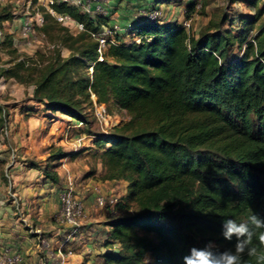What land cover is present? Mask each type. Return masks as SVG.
Wrapping results in <instances>:
<instances>
[{
    "label": "trees",
    "instance_id": "16d2710c",
    "mask_svg": "<svg viewBox=\"0 0 264 264\" xmlns=\"http://www.w3.org/2000/svg\"><path fill=\"white\" fill-rule=\"evenodd\" d=\"M160 1L169 0H155ZM182 1L194 7V0ZM235 2L253 8L231 17V23L243 24L237 33L225 26L227 13L199 33H190L182 21L134 15L122 29L126 34H116L115 44L98 60L91 32L111 22L109 16L59 1L53 4L56 13L84 24L70 54L54 53L36 77L20 69L34 68L41 57L0 68V76L33 83L29 100L72 121L88 122L84 111L92 105L91 94L98 103L113 101L128 115L93 137L103 167L100 180L126 185L112 206L120 213L108 219L107 229L90 226L87 235L105 248L98 254L102 262L88 255L83 264L89 259L183 264L190 248L209 241L217 251L234 247L235 238L222 237L224 220L247 222L252 213L264 218V0H227ZM154 7L147 2L142 8ZM43 16L46 31L47 21L56 18L48 11ZM14 17L10 5L1 7L0 24ZM6 44L13 46L10 35L0 42ZM4 115L0 104V127ZM63 156L69 154L59 148L50 159ZM41 171L58 196L67 185L59 187V174L48 165ZM254 246L264 252L258 237ZM255 259L245 255L242 264Z\"/></svg>",
    "mask_w": 264,
    "mask_h": 264
},
{
    "label": "rangeland",
    "instance_id": "374dc122",
    "mask_svg": "<svg viewBox=\"0 0 264 264\" xmlns=\"http://www.w3.org/2000/svg\"><path fill=\"white\" fill-rule=\"evenodd\" d=\"M152 1L146 0V2ZM196 1L199 6L197 8L195 5L194 7L192 5L190 7L183 6L185 3L182 0L162 1V5H159L160 16L182 21V23L185 18L191 17L192 21L187 29L190 33H199L209 27L211 22L218 23L223 13H227L228 20H226L225 26L237 33L243 24L239 20L231 23V17L237 13L248 14L253 10L245 2L228 5L227 0ZM6 5H10L15 17L12 20L2 21L0 29L4 36L12 37L13 46L0 45V68L12 66L20 59L32 62L41 57V63L32 66L34 68L20 69L23 74L29 73L30 77H36L52 59L54 53H59L61 57L70 54L69 45L76 44L74 39L82 30L78 31L70 23L65 24L54 18L55 21L51 19L47 21L48 27L44 31L42 26L47 19L42 24L36 21V13L43 16L47 11L44 0L40 2L39 0H0V9ZM184 8L187 11H184ZM133 9L129 13L136 15L138 9ZM114 10L116 7L112 9V11ZM92 15L97 16L98 14ZM110 16L116 18V21H110L118 23L122 30L124 25L121 26L119 23V17L113 12ZM21 18L29 19L32 24V33L28 37L21 34ZM13 47L16 49L15 52L11 51ZM87 69L90 73L91 67L89 66ZM32 91V82H21L15 77L0 76V104L5 111L4 124L0 127V175L1 186L4 188L1 192L6 193L7 202L12 203L11 200L15 198L17 203L13 201V204L15 203L17 208L12 206L11 212H15L13 216L25 219L28 224L36 223L39 203H41L40 198L46 195L39 194L38 189L30 190L32 192L28 193V191L22 196L26 201L21 202L22 198H19L14 191L21 183L25 184V181H28V185L31 187H37L39 180H36L38 176L34 171L40 173L41 169L48 165L49 170L58 172L60 188L67 185L68 178L70 179L74 194L81 199L86 211V216L80 220V223H86L90 219L91 223L96 225L107 224L108 219L119 214L120 211L112 207H98L95 202L97 189L100 194L112 195L119 200L125 192L126 182L100 180L103 167L99 160V149L93 143V137L95 134L112 130L115 125L126 121L128 119L126 111L111 100L107 104L98 103L95 96L91 94L92 105L84 111L88 122L82 124L72 121L63 112L50 111L44 108L42 103L29 100ZM59 148L69 156L51 160L50 155ZM25 171H30V173L24 175ZM26 176L28 178H25ZM29 178L30 180H28ZM56 201L57 199L50 200L54 204ZM25 205L27 206L25 207ZM53 209L54 207L48 209L49 212L42 217L44 222L40 224H44L42 234L53 237L51 245L56 247L58 239L51 232L59 225L56 224L50 228V224L56 222ZM25 227L29 228L26 223L22 228L25 229ZM78 240L79 238H76L70 245L72 253L68 255V264H83L86 257L90 255L89 252L84 251L85 246L82 243L80 245ZM96 247L98 248L97 244ZM37 262L33 261L31 264Z\"/></svg>",
    "mask_w": 264,
    "mask_h": 264
},
{
    "label": "built area",
    "instance_id": "2783aa9c",
    "mask_svg": "<svg viewBox=\"0 0 264 264\" xmlns=\"http://www.w3.org/2000/svg\"><path fill=\"white\" fill-rule=\"evenodd\" d=\"M41 0H39L40 2ZM47 11L55 16L59 22L69 24L80 30H84V24L74 17L66 14H58L53 8V4L59 1H65L70 4L77 5L84 12L98 14L102 16L111 15L108 8L109 0H44ZM195 1V7L198 3ZM199 7V6H198ZM184 11H187L184 8ZM161 15L159 6H155L152 9L139 8L136 14V18L145 17L148 20H156ZM36 21L40 24L44 22V17L40 13H36ZM192 21L191 17L185 18L183 25L187 28ZM21 34L24 37H28L32 33V24L29 19L21 18ZM121 28L118 23L108 22L102 24L96 31L91 32L92 37L97 41L98 60H102L104 50L111 44H115V36L120 32ZM4 34L0 29V42L3 40ZM139 41L138 38H135ZM97 192L99 193L98 189ZM59 208L54 213L55 223L59 226L58 231L64 235L61 237L56 247H53L49 240L44 238L41 233H36L38 239V247L42 249L43 255L41 259L35 264H68V255L72 253L69 242L75 237L80 227V220L86 216V211L80 199L74 194L72 183L68 178V184L66 188L62 189L58 193ZM117 201L114 196L104 197L101 194L96 196V204L98 207H112ZM16 205V204H15ZM17 208V205H16ZM0 264H24L23 254L18 250H13L9 246L3 247L0 252ZM87 264H99L97 261L89 259Z\"/></svg>",
    "mask_w": 264,
    "mask_h": 264
},
{
    "label": "crops",
    "instance_id": "0c3cea01",
    "mask_svg": "<svg viewBox=\"0 0 264 264\" xmlns=\"http://www.w3.org/2000/svg\"><path fill=\"white\" fill-rule=\"evenodd\" d=\"M152 2H153V6L162 5L161 1L157 3L155 2V0H153ZM146 4H147L146 0H109L108 8L111 10V12L115 13V15L119 17L120 19L119 23L121 24V26H123V25L130 23V21L134 17L133 13L132 14L129 13L131 9L133 8L139 9V8L146 6ZM114 7H116V10L112 11ZM109 19L112 21H116L115 17L110 16ZM121 33L126 34L124 30H122ZM34 172H36L35 175L38 176L36 180H39V183H37V187H31L28 185V181H25V184H22L20 182L21 184L19 185V187H17L16 191H14L15 193H17L19 198H22L21 202L26 201V199L24 200L22 196L28 191H29L28 193L32 192L30 190L38 189L39 194L46 195L40 198L41 203H39L40 206L38 208L39 209L38 219L36 220V223H34V225L30 223L28 224L25 221V219L23 220L20 218H15L13 216L15 212L14 211L11 212V208L12 206L16 207L15 203L17 202L15 201V198L14 200H11L12 203L7 202L8 198L6 197V193L3 194L1 192V190H4V188L1 186V175H0V252L5 246H9L13 250H18L23 254L24 264H31L33 261H39L41 259V256L43 255V251L42 249L40 250V248L38 247V239H37L38 234L36 235V233H41V235L44 236V234H42V232H44L43 231L44 229H42V226H44V224H40L41 222H44V219L42 217H44L45 213L49 212L48 209L50 210V208L54 207L53 210L55 212L59 208V199L55 191V188L50 187L49 183L45 182L42 179L43 177L42 172L40 173L38 171H34ZM29 173L30 171L29 172L25 171L24 175H28ZM25 178H28V176H26ZM30 178L28 180H30ZM51 199L52 200L57 199L56 204H54L53 202L51 203L50 202ZM13 201L15 202L14 204H13ZM26 206L27 205H25V207ZM25 223H26V226L29 228H26V227L25 229L22 228V226L24 227ZM85 224H87V226H84L81 229V233L79 234V237H77L76 235L72 239V241L75 240L76 238L77 239L79 238L77 242H79L80 245L82 243V245L85 246L84 251L89 252L90 257L96 259L97 261L102 262V257L98 256V254L101 251H103L105 248L103 246H98L97 248L96 243H92V238L94 235L92 236H87V235L93 232L90 230L91 229L90 226L96 228L97 231L99 229H107L108 226L105 224L96 225L94 223H91L90 219ZM54 225L56 226V223L50 224V228L51 226H54ZM51 233L54 234V237H57L58 239L56 241L57 242L56 245H57L65 232L62 234L61 231H58V228H57V229H54V231H52ZM46 239L52 242L51 240L53 239V237H49V239L48 238ZM72 241L69 242V246L72 245L73 243Z\"/></svg>",
    "mask_w": 264,
    "mask_h": 264
},
{
    "label": "clouds",
    "instance_id": "9594fccd",
    "mask_svg": "<svg viewBox=\"0 0 264 264\" xmlns=\"http://www.w3.org/2000/svg\"><path fill=\"white\" fill-rule=\"evenodd\" d=\"M222 237L226 241L235 238L234 247L217 251L214 250L216 245L209 241L202 248H190L189 254L183 257V264H242L245 255L255 257V264H264V252L254 246L256 237L264 245V218L255 213L249 216L247 222L237 223L228 218L222 223Z\"/></svg>",
    "mask_w": 264,
    "mask_h": 264
}]
</instances>
